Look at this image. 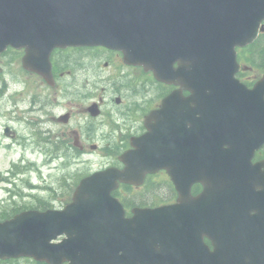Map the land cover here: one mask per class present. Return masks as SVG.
Returning a JSON list of instances; mask_svg holds the SVG:
<instances>
[{
  "label": "water",
  "instance_id": "water-1",
  "mask_svg": "<svg viewBox=\"0 0 264 264\" xmlns=\"http://www.w3.org/2000/svg\"><path fill=\"white\" fill-rule=\"evenodd\" d=\"M115 7V14L101 11ZM75 8L88 12L76 14ZM263 18L264 0H0V52L26 36L38 45L44 41L51 47L66 45L69 28L82 23L83 38L74 37V42L124 48L130 61L152 66L163 78L189 88L188 97L168 98L163 113L179 104V112L191 116L195 103L200 106L202 132L203 116L214 113L217 130L210 139L216 160L222 169L237 171L238 147L247 143L240 131L246 128L242 118H235L234 109L224 104L225 95L234 88V69L221 72L220 64L233 58L236 44L257 35ZM177 34L195 42L178 55L168 50L176 45L170 42ZM214 53L224 58L212 60ZM177 57L180 66L174 69ZM228 143L231 148H223ZM110 172L82 180L74 201L62 211L30 210L0 222V256L32 255L50 264L65 260L69 264H204L197 255L206 248L201 234L190 247L192 261H186L189 249L180 248L178 230L166 226L162 208H138L126 218L122 204L111 194L115 184ZM195 227L202 231L208 224L202 221ZM62 233L67 237L61 242L51 241ZM238 236L229 231L214 238L217 250L206 252L211 259L206 264H218L222 256L236 258L219 264H264V230L258 233L252 228L238 243L228 244Z\"/></svg>",
  "mask_w": 264,
  "mask_h": 264
},
{
  "label": "flooded vegetation",
  "instance_id": "flooded-vegetation-1",
  "mask_svg": "<svg viewBox=\"0 0 264 264\" xmlns=\"http://www.w3.org/2000/svg\"><path fill=\"white\" fill-rule=\"evenodd\" d=\"M24 47L15 50L17 62V82L21 92L22 103L10 104L17 107L6 112L4 117L22 118V122L31 128V134L39 132L40 126H47L49 147L47 152L50 157H62L72 152L88 156L86 166L89 167V159L92 157V168L99 169L107 166L122 168L121 156L127 150H132L134 157H142V152L137 151L138 139L145 133L152 132V126H156L169 134V124L176 122L173 128L177 135L183 139V126H181L180 105L167 106L169 112L160 114L166 104L164 100L175 90L181 88L180 84L168 80H158L154 73L145 70L142 65L126 64L121 52L109 50L104 47L88 48L83 46H69L65 49L56 48L51 53L53 64V83H48L45 77L24 65ZM240 68L236 76L248 87L264 74V56L255 55L251 58L240 57ZM174 65H177L175 62ZM47 85L50 99L46 98V90L41 89ZM10 83L7 82L6 86ZM26 94H29L26 96ZM182 95L188 96L189 90L182 89ZM50 102V103H48ZM193 108V122H197L196 144L178 145L177 155L186 149L189 152L205 149L201 145L200 135V106L191 103ZM157 112L155 116L154 113ZM42 117H46L43 121ZM163 127V128H162ZM209 134L211 124L209 123ZM14 132V130H13ZM15 133V132H14ZM244 133L241 131V135ZM154 134V133H153ZM194 138L195 133L193 131ZM156 137V135H155ZM259 133L252 134L249 140V148L252 151L247 159L243 157L241 167L242 195L253 198L259 190L264 201V143L258 147ZM166 141L156 137L155 141H149L146 146L153 151L160 152L165 148ZM191 147V148H190ZM209 154L213 147L209 142ZM173 149V148H171ZM167 146L166 156L169 155ZM173 153V152H172ZM156 153L149 155L154 156ZM195 157V156H194ZM156 155L152 160L153 166H158ZM162 160L165 163L164 157ZM139 164L138 162H135ZM216 162L210 159L209 203L215 202L217 196L230 197L228 182L225 185L216 184ZM168 163L166 164V166ZM258 169L260 176H258ZM152 183L155 190L169 191L170 197L163 198V203H171L176 200L177 191L173 180L170 178L167 168L160 166L146 177ZM128 183H121V191L128 190ZM204 189L202 181L192 185L194 196H199ZM221 189V190H220ZM175 195L173 198L172 196ZM205 202V201H204ZM155 205L152 203H148ZM260 230V225L256 223Z\"/></svg>",
  "mask_w": 264,
  "mask_h": 264
},
{
  "label": "rangeland",
  "instance_id": "rangeland-1",
  "mask_svg": "<svg viewBox=\"0 0 264 264\" xmlns=\"http://www.w3.org/2000/svg\"><path fill=\"white\" fill-rule=\"evenodd\" d=\"M10 59L11 57L8 59L6 57L3 58V60H0V65L7 67ZM11 69L12 71H16L17 67L15 63L9 67V70ZM12 80H10L11 86L8 89L7 93L8 92L19 93L18 82L15 81V79L13 78ZM1 86H2V83H0V87ZM41 89H45V87H42ZM16 100H17L16 98H5V95L1 96L0 97V107L2 106L3 108L14 109L15 107H11L9 105L5 106V105L15 103L17 102ZM4 112H5L4 110L3 112H0V173H4V171L10 166L14 168V164H15L14 161H16L21 156L20 153L22 150H29L30 152H33L31 154V156L33 157L32 159L33 162H36V160H39V165L41 166L42 161L44 162V158L42 157V153L37 151L39 150V147L37 145H34V151L30 150L32 147V143L30 141L21 142L20 144L16 146H11L13 145V143H11V141H9L8 138L5 137L4 135L5 133H4L3 127L6 122H9L10 124H12L17 129L18 134H20V131L21 133H28L31 130L26 128V125L23 124L19 120H16V119L10 120L4 117ZM43 177H45V181L43 180ZM25 179H28L32 184L43 185L44 183H51V174L49 173L48 165L44 166L43 172H39L36 169H32V170L27 171L26 173L25 172L22 173V175L20 176L19 182L22 187L28 188L25 184ZM2 180L3 179L0 176V201H3V197L6 194L5 191L3 190L5 182ZM151 184L148 187L146 186L139 191L127 192V193L130 194L131 197L135 198L136 200H146L148 202L162 201V199L160 198H167L171 196V193L169 191L155 190L151 187ZM29 190L25 191V193L26 194L32 193L34 195H39L47 199H54L58 197L55 200L56 203H59L61 200H64L67 196V195L62 194L64 189L59 190V193L57 192V194L55 195H52L49 190L47 191V190L36 189V188L33 189L32 191H29ZM31 198L33 197L28 196L27 198H25V200L31 201ZM0 264H38V263H35L34 261L29 260V259L21 258V259H17L16 261L0 260Z\"/></svg>",
  "mask_w": 264,
  "mask_h": 264
},
{
  "label": "trees",
  "instance_id": "trees-1",
  "mask_svg": "<svg viewBox=\"0 0 264 264\" xmlns=\"http://www.w3.org/2000/svg\"><path fill=\"white\" fill-rule=\"evenodd\" d=\"M40 264H44V263L41 262Z\"/></svg>",
  "mask_w": 264,
  "mask_h": 264
}]
</instances>
